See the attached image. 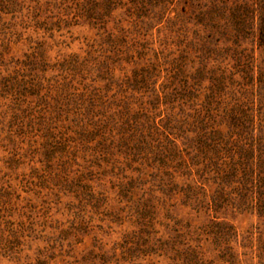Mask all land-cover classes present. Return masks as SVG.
Segmentation results:
<instances>
[{
	"label": "rangeland",
	"instance_id": "1",
	"mask_svg": "<svg viewBox=\"0 0 264 264\" xmlns=\"http://www.w3.org/2000/svg\"><path fill=\"white\" fill-rule=\"evenodd\" d=\"M170 1L0 0V264H264V215L214 210L198 158L161 133L166 151L139 143L117 120L149 62L157 77L127 94L134 110L159 95L155 122L180 113L161 91L181 89L172 65L185 51V74L201 73L181 109L236 104L240 125L264 128V0H197L227 35L194 26L195 0ZM96 91L80 111L73 95Z\"/></svg>",
	"mask_w": 264,
	"mask_h": 264
},
{
	"label": "trees",
	"instance_id": "2",
	"mask_svg": "<svg viewBox=\"0 0 264 264\" xmlns=\"http://www.w3.org/2000/svg\"><path fill=\"white\" fill-rule=\"evenodd\" d=\"M175 1L171 0L170 3L173 4ZM196 1L195 3H188L195 8V11L191 14L193 17L189 16L193 18L194 26L210 25L212 29L221 30L222 35H227L226 27L214 22L212 14L208 20L204 19L205 14L200 10ZM182 12L188 13L185 8H182ZM232 19L236 34L240 36L244 23L241 18H235L233 15ZM208 22L211 24H208ZM261 23H264V18L261 19ZM193 32L195 36L200 35L199 28H194ZM237 39L238 36L235 35L234 41ZM187 56V52L183 51L180 59H177L172 65L174 76H171V78L176 79V81L180 79L181 89L177 88L172 92L168 90L161 91L163 100L171 99L172 102L177 101L174 104L179 107L180 113L172 115L166 124L155 122V119L149 116V106H153L155 99H157V103L162 100L159 95L154 100L143 101L139 109L137 111L134 110L132 102L137 98L136 96H127V94L146 90L148 84L152 83L153 77H157V67L159 65L149 62L147 66L138 68L133 72L134 79L131 80L134 82L133 85L126 81L125 84H127V88L130 91L125 90V96L121 99L123 100L122 111L119 113L121 116L117 120L121 119L119 122L122 125H129L128 130L131 129L140 133V136L136 139L139 143L144 142L145 144L149 140L158 141L161 144L159 145L160 149L166 151L163 141L158 139L161 133V135L168 138V142L171 143L170 146H173L174 153H177L176 156L182 157L183 152H185L186 155L189 154L195 159L198 158L197 164L200 166L198 170L200 178L205 181L213 180L217 184V197L211 198V207L214 210L221 205L220 203L223 202L224 204V202L228 201L231 204L234 203L237 209L242 207L244 209L251 208L258 211L260 215H264V128L259 129L258 133L253 135L255 133L252 128L249 129L239 124L242 113L236 111V104L229 106L223 100L221 102L225 103L226 106L222 113L219 112L218 108L208 109L203 105L194 109L193 112H186L181 109L182 106L187 105L186 102H189L190 98L193 101H198L194 99L199 98V94H196L198 91L196 87L201 71L196 69L197 71L193 74H185L184 67ZM179 76L183 77V79L181 77L177 78ZM167 79L169 82L174 81L169 79V77ZM97 96H99L97 91L91 92L89 97H85L84 94L73 95V97H76L75 102L79 106L77 108L80 111L86 109V106H84L86 101L90 103ZM210 99L213 100L209 97V102ZM94 105H96L95 102L90 103V106L94 107ZM171 107L173 108V106ZM85 115L88 114L86 112L82 113V118ZM95 130L99 134L105 132L103 131L104 124H98ZM164 132L167 135H164ZM93 133L91 132L89 135H94ZM171 135L174 139L169 141ZM178 139H182L183 145H185L184 150L177 148L175 141ZM2 239L3 236H0V249L10 250L7 241L4 243ZM38 263L40 264L41 262Z\"/></svg>",
	"mask_w": 264,
	"mask_h": 264
}]
</instances>
